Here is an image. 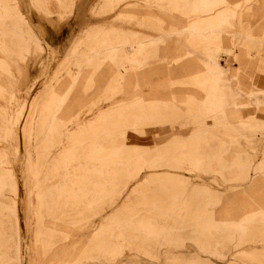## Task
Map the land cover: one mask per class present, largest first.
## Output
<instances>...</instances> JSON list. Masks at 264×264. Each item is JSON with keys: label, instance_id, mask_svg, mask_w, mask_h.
Returning a JSON list of instances; mask_svg holds the SVG:
<instances>
[{"label": "rangeland", "instance_id": "obj_1", "mask_svg": "<svg viewBox=\"0 0 264 264\" xmlns=\"http://www.w3.org/2000/svg\"><path fill=\"white\" fill-rule=\"evenodd\" d=\"M0 264H264V0H0Z\"/></svg>", "mask_w": 264, "mask_h": 264}, {"label": "bare ground", "instance_id": "obj_2", "mask_svg": "<svg viewBox=\"0 0 264 264\" xmlns=\"http://www.w3.org/2000/svg\"><path fill=\"white\" fill-rule=\"evenodd\" d=\"M199 31V30H198ZM198 34H202V35H204V36H207L209 33H206V32H204V33H198ZM168 37V36H167ZM183 37V36H182ZM185 39V38H184ZM179 40V39H178ZM167 42V41H166ZM185 42V41H184ZM192 42V41H191ZM190 42V43H191ZM177 43V42H176ZM256 43V42H255ZM260 43V42H259ZM258 44V43H257ZM180 45V44H179ZM184 45V44H183ZM186 45V44H185ZM193 47H195V46H193ZM197 47V46H196ZM181 48V47H180ZM186 48V47H185ZM188 48V47H187ZM188 50V49H187ZM194 51V50H193ZM231 51V50H230ZM185 52V51H184ZM197 52H199V51H197ZM201 52V51H200ZM207 53V52H206ZM211 53V52H210ZM188 54V53H187ZM205 56H207V58H208V55H205ZM183 57V56H182ZM178 59V58H177ZM180 59H182V58H180ZM208 62H209V60H208ZM211 64H213V63H211ZM226 83H227V85L229 86L230 85V80H231V78H232V75H231V72H230V68H231V66H230V64L228 63V61H226ZM145 74H147V73H145ZM109 77V76H108ZM144 81V80H143ZM167 82V81H166ZM74 85V84H73ZM74 89V88H73ZM159 89H161L160 87H159ZM166 90V89H165ZM71 92V91H70ZM70 94V93H69ZM72 94V93H71ZM69 96V95H68ZM249 96H251V95H249ZM251 98H252V96H251ZM62 103V102H61ZM224 107V106H223ZM68 109V108H67ZM71 109H73V108H71ZM220 109H221V107H220ZM65 110V109H64ZM225 110V109H224ZM25 127V126H24ZM28 128H30V127H28ZM23 129V128H22ZM26 129V128H25ZM29 130V129H28ZM24 135V134H23ZM203 136V135H202ZM204 137V136H203ZM202 142H204V141H202ZM206 143H207V141H205ZM214 143V142H213ZM26 144V143H25ZM211 145V144H210Z\"/></svg>", "mask_w": 264, "mask_h": 264}]
</instances>
